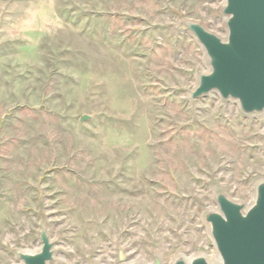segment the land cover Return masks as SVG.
Listing matches in <instances>:
<instances>
[{
  "label": "rangeland",
  "instance_id": "374dc122",
  "mask_svg": "<svg viewBox=\"0 0 264 264\" xmlns=\"http://www.w3.org/2000/svg\"><path fill=\"white\" fill-rule=\"evenodd\" d=\"M223 1L0 0V264L42 224L51 264L215 257V194L264 181V115L188 97L207 66L176 28L223 38Z\"/></svg>",
  "mask_w": 264,
  "mask_h": 264
},
{
  "label": "water",
  "instance_id": "95a60500",
  "mask_svg": "<svg viewBox=\"0 0 264 264\" xmlns=\"http://www.w3.org/2000/svg\"><path fill=\"white\" fill-rule=\"evenodd\" d=\"M225 36L220 38L194 21H181L176 30L191 34L204 53L206 73L196 77L189 101L215 93L234 101L244 115H264V0H224L221 8ZM83 115L79 122L89 121ZM216 208L204 223L218 260L177 256L172 264H264V181L256 184L252 202L245 206L215 194ZM36 251H17L20 264H51L54 244L44 224ZM140 264V263H129ZM155 264H160L156 260Z\"/></svg>",
  "mask_w": 264,
  "mask_h": 264
},
{
  "label": "bare ground",
  "instance_id": "6f19581e",
  "mask_svg": "<svg viewBox=\"0 0 264 264\" xmlns=\"http://www.w3.org/2000/svg\"><path fill=\"white\" fill-rule=\"evenodd\" d=\"M214 260H218L217 255H215V257L213 258ZM132 263H137V262H132Z\"/></svg>",
  "mask_w": 264,
  "mask_h": 264
}]
</instances>
